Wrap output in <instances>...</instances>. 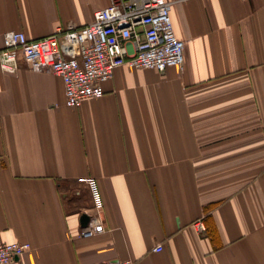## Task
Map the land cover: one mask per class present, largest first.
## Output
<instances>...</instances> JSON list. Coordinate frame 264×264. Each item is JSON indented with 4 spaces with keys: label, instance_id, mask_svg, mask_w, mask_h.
<instances>
[{
    "label": "crops",
    "instance_id": "0c3cea01",
    "mask_svg": "<svg viewBox=\"0 0 264 264\" xmlns=\"http://www.w3.org/2000/svg\"><path fill=\"white\" fill-rule=\"evenodd\" d=\"M166 1L183 69L118 67L78 108L21 58L0 74V244L30 245L10 264H264V0ZM108 5L0 0V35L39 40ZM85 179L105 230L88 239Z\"/></svg>",
    "mask_w": 264,
    "mask_h": 264
},
{
    "label": "built area",
    "instance_id": "2783aa9c",
    "mask_svg": "<svg viewBox=\"0 0 264 264\" xmlns=\"http://www.w3.org/2000/svg\"><path fill=\"white\" fill-rule=\"evenodd\" d=\"M109 5L93 15L85 27H56L39 40L30 41L21 32L0 35V74L15 75L19 59L29 71L50 73L62 80L65 105L78 108L86 99L104 95L103 83L121 66L164 72L183 69L184 47L170 18L172 3L166 0H108ZM91 199V217L79 237L104 233L102 201L94 179H85ZM194 227L204 232L202 221ZM30 248L27 243L0 244V264H10ZM161 246L153 251L160 252ZM97 264H135L114 260Z\"/></svg>",
    "mask_w": 264,
    "mask_h": 264
},
{
    "label": "water",
    "instance_id": "95a60500",
    "mask_svg": "<svg viewBox=\"0 0 264 264\" xmlns=\"http://www.w3.org/2000/svg\"><path fill=\"white\" fill-rule=\"evenodd\" d=\"M88 221H89V217L87 215H85V214L81 215L80 220H79L80 226L82 228L86 227L88 224Z\"/></svg>",
    "mask_w": 264,
    "mask_h": 264
}]
</instances>
